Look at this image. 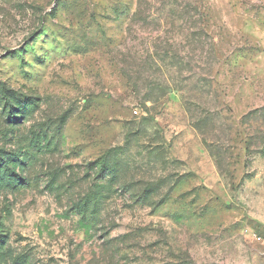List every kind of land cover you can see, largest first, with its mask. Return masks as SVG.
Listing matches in <instances>:
<instances>
[{"label":"rangeland","instance_id":"374dc122","mask_svg":"<svg viewBox=\"0 0 264 264\" xmlns=\"http://www.w3.org/2000/svg\"><path fill=\"white\" fill-rule=\"evenodd\" d=\"M4 87L0 264H264V0H0Z\"/></svg>","mask_w":264,"mask_h":264},{"label":"trees","instance_id":"16d2710c","mask_svg":"<svg viewBox=\"0 0 264 264\" xmlns=\"http://www.w3.org/2000/svg\"><path fill=\"white\" fill-rule=\"evenodd\" d=\"M11 91L10 89H7L6 87H4L0 91V102L3 103L2 105L4 106V111L6 113L8 112L9 119L18 120V118H20L19 117L20 114L25 115L24 113L28 111V109L30 108V105H29V101H27L28 102L27 105H25V103L27 102L18 101L17 103L16 101H14ZM13 95L16 96L14 91H13ZM18 163H20L21 165V160L13 154H10L8 157H0V174L2 172H11L10 180L13 182L14 188H17L25 180L21 174L16 172L15 167L13 166V165H17ZM1 185L2 184L0 183V186Z\"/></svg>","mask_w":264,"mask_h":264},{"label":"built area","instance_id":"2783aa9c","mask_svg":"<svg viewBox=\"0 0 264 264\" xmlns=\"http://www.w3.org/2000/svg\"><path fill=\"white\" fill-rule=\"evenodd\" d=\"M246 233H248L250 236H252L255 240H261L262 237L261 235L257 234L256 232H252V231H249V230H245Z\"/></svg>","mask_w":264,"mask_h":264}]
</instances>
